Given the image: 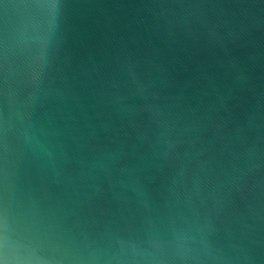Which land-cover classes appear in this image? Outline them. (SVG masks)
Listing matches in <instances>:
<instances>
[{
	"label": "water",
	"instance_id": "water-1",
	"mask_svg": "<svg viewBox=\"0 0 264 264\" xmlns=\"http://www.w3.org/2000/svg\"><path fill=\"white\" fill-rule=\"evenodd\" d=\"M0 264H264V0H0Z\"/></svg>",
	"mask_w": 264,
	"mask_h": 264
}]
</instances>
